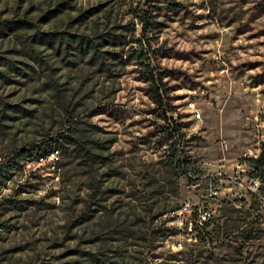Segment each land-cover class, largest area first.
<instances>
[{
	"label": "rangeland",
	"instance_id": "374dc122",
	"mask_svg": "<svg viewBox=\"0 0 264 264\" xmlns=\"http://www.w3.org/2000/svg\"><path fill=\"white\" fill-rule=\"evenodd\" d=\"M263 148L264 0H0V264H264Z\"/></svg>",
	"mask_w": 264,
	"mask_h": 264
},
{
	"label": "built area",
	"instance_id": "2783aa9c",
	"mask_svg": "<svg viewBox=\"0 0 264 264\" xmlns=\"http://www.w3.org/2000/svg\"><path fill=\"white\" fill-rule=\"evenodd\" d=\"M195 116L196 118H201V113L197 112ZM42 159H44L43 156ZM221 161L222 162L220 163V167L221 168L227 167L228 165L227 161L226 160H221ZM247 167L248 166L246 161H238L232 164V168H231L232 174H230V178H232L234 185L231 188H238V189L247 188L258 193V190L260 189V179L257 176L256 177L251 176L248 173ZM222 173L223 172H220V174ZM189 175H191V173ZM209 186H210L209 197L218 195L223 188V185H221L219 180L214 176L209 178ZM183 212L189 215L188 220L191 230L193 229L196 231L201 227L203 228L207 223H209L214 218L215 215V211L208 206H201V205L192 206L190 205V203H187L181 209L174 211V213H177L179 216ZM178 219L182 221L181 218Z\"/></svg>",
	"mask_w": 264,
	"mask_h": 264
},
{
	"label": "trees",
	"instance_id": "16d2710c",
	"mask_svg": "<svg viewBox=\"0 0 264 264\" xmlns=\"http://www.w3.org/2000/svg\"><path fill=\"white\" fill-rule=\"evenodd\" d=\"M131 42H134V41L131 40ZM84 43H86V42H84V41L82 40V41H81V46H83ZM158 91H159V90H158ZM170 139H173V136H171ZM89 156L92 157V152H89ZM260 157H261V159H264V148H263V150H262V152H261V154H260ZM177 162H178L180 165H181V164L183 165L182 169H185V170L188 169V166H187V165H186V167L184 168V163H181V160H180V159H178Z\"/></svg>",
	"mask_w": 264,
	"mask_h": 264
}]
</instances>
